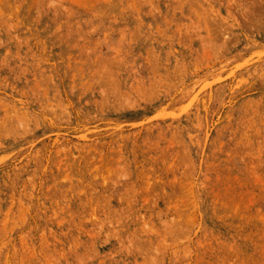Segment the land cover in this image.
I'll return each mask as SVG.
<instances>
[{"label":"rangeland","instance_id":"obj_1","mask_svg":"<svg viewBox=\"0 0 264 264\" xmlns=\"http://www.w3.org/2000/svg\"><path fill=\"white\" fill-rule=\"evenodd\" d=\"M0 264H264V0H0Z\"/></svg>","mask_w":264,"mask_h":264}]
</instances>
